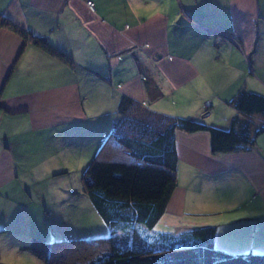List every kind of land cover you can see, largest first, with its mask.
Segmentation results:
<instances>
[{
  "label": "crops",
  "instance_id": "obj_1",
  "mask_svg": "<svg viewBox=\"0 0 264 264\" xmlns=\"http://www.w3.org/2000/svg\"><path fill=\"white\" fill-rule=\"evenodd\" d=\"M91 1L94 10L87 0H0V18L76 64L0 27V237L23 253L49 242L34 230L49 233L39 177L93 158L122 94L224 129L243 118L232 105L241 90L264 95V0H161L163 14L132 30L127 0ZM175 137L178 184L150 232L216 225L218 248L264 253V134L226 154L212 153L207 131Z\"/></svg>",
  "mask_w": 264,
  "mask_h": 264
},
{
  "label": "trees",
  "instance_id": "obj_2",
  "mask_svg": "<svg viewBox=\"0 0 264 264\" xmlns=\"http://www.w3.org/2000/svg\"><path fill=\"white\" fill-rule=\"evenodd\" d=\"M0 27L20 34L75 68L74 61L45 38L6 18H0ZM232 105L243 118L236 116L228 129H221L200 120L149 110L122 94L112 129L82 175L86 194L114 234L89 240L34 239L23 249L46 264H264V253H232L218 248L216 225L179 234L153 232L155 237L147 233L166 212L178 184V130L209 132L213 154L252 150L257 137L264 134V95L241 90Z\"/></svg>",
  "mask_w": 264,
  "mask_h": 264
},
{
  "label": "rangeland",
  "instance_id": "obj_3",
  "mask_svg": "<svg viewBox=\"0 0 264 264\" xmlns=\"http://www.w3.org/2000/svg\"><path fill=\"white\" fill-rule=\"evenodd\" d=\"M103 142L104 139L99 145L97 152ZM95 155H93V158ZM93 158L87 161V163L84 161H68L65 163L66 167L59 169L65 173L54 175L55 169L54 171L51 170L49 174L44 172L42 173L43 176L39 177L42 180L39 189L43 193V199L42 201H36V204L43 213L42 219L48 225L49 233H47V229L45 231L39 229L38 225H35L34 230L40 236L44 235L47 241L52 242L63 239L89 240L110 237L114 234V230L105 224L104 220L94 208L83 187L82 175ZM138 233L142 232L138 231ZM147 233L150 236H156L153 232ZM54 234L57 235V238L53 237ZM123 235L121 233L120 237ZM141 241V239L138 240L139 243H142ZM79 244L80 246L82 245L81 243ZM27 253L43 261V264H46L42 258L32 252L28 251Z\"/></svg>",
  "mask_w": 264,
  "mask_h": 264
},
{
  "label": "clouds",
  "instance_id": "obj_4",
  "mask_svg": "<svg viewBox=\"0 0 264 264\" xmlns=\"http://www.w3.org/2000/svg\"><path fill=\"white\" fill-rule=\"evenodd\" d=\"M164 12L161 0H127L126 13L129 22L126 30L143 28ZM0 264H43L30 253H21L18 248H9L7 242L0 237Z\"/></svg>",
  "mask_w": 264,
  "mask_h": 264
},
{
  "label": "built area",
  "instance_id": "obj_5",
  "mask_svg": "<svg viewBox=\"0 0 264 264\" xmlns=\"http://www.w3.org/2000/svg\"><path fill=\"white\" fill-rule=\"evenodd\" d=\"M86 3H87L90 10H94V3L91 0H87ZM219 38L221 39L222 36H220ZM232 40H233V38H232Z\"/></svg>",
  "mask_w": 264,
  "mask_h": 264
}]
</instances>
